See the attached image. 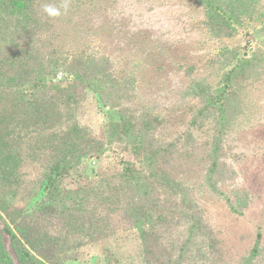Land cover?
<instances>
[{
  "label": "rangeland",
  "instance_id": "obj_1",
  "mask_svg": "<svg viewBox=\"0 0 264 264\" xmlns=\"http://www.w3.org/2000/svg\"><path fill=\"white\" fill-rule=\"evenodd\" d=\"M224 1L66 0L50 18L65 0H0V134L20 141L1 173V264H21L20 231L44 264H264V0L217 31ZM128 163L144 181L120 179ZM51 166L76 203L46 199Z\"/></svg>",
  "mask_w": 264,
  "mask_h": 264
},
{
  "label": "trees",
  "instance_id": "obj_2",
  "mask_svg": "<svg viewBox=\"0 0 264 264\" xmlns=\"http://www.w3.org/2000/svg\"><path fill=\"white\" fill-rule=\"evenodd\" d=\"M12 1H15L16 0H12ZM257 2V0H254ZM253 3V0H225L224 2L221 3V5L219 7H217L215 9V17L216 19L220 18V21H219V25L216 23V26L214 27H217V31H221L220 28V24H221V21L222 19L224 18L225 16V13L224 12H228V11H233V14L235 15H242L243 13H246V11H248V9L251 7ZM246 10V11H245ZM223 12V14H222ZM28 49V48H27ZM27 53V52H26ZM32 58L33 55H31ZM22 66V65H21ZM62 78V76H61ZM40 82L43 81L42 78L39 79ZM203 84H206L205 82L202 81ZM207 88L208 87H205L202 85V87L200 88V91L198 93H196V95H202L200 97H206L205 101H202L203 103V108L204 109H208L213 107L214 106V101L212 100V97L210 95V93L207 91ZM58 91L56 92V97H63V91H61L60 89H57ZM60 92V93H59ZM62 95V96H61ZM45 106L44 107H36L37 110L40 111V113L44 114L45 112H47V117L50 118H46L44 121H42L43 123L42 124H45V125H49V124H54L52 123L53 121V113H52V110L49 109V106L52 105L51 101H50V98H47L46 100H44V103H43ZM70 102L69 101H66L65 103V107H64V110H63V115L66 116L68 115V117H70ZM41 109V110H40ZM206 111V110H201L199 111L200 114H203V112ZM59 115L61 114H58L56 119L57 121L59 119H63L64 117H60L59 118ZM207 117V116H206ZM54 122V121H53ZM44 125V126H45ZM44 126H40L38 131L41 132L42 129L44 128ZM70 134V133H68ZM51 135V134H50ZM139 135H137L138 137ZM7 139L9 140V138L7 137ZM54 139V138H53ZM142 139V138H141ZM59 141H60V145H66L67 147H69L68 149L69 150H73L75 148L71 147L72 143L75 141V139L70 135H67V134H64V135H59ZM131 144L133 145L132 147L134 148L135 150V153H136V150H139V149H142L143 150V158L146 159V160H154L156 157H157V153H159L160 149L158 148H153L149 145H146L144 143L140 144V138L139 140L135 141L134 140H130ZM142 142V140H141ZM19 143L20 141L18 142L17 144V141L15 142V145H8V143L5 141V138L2 134H0V188H4V184L5 182V179H6V174L8 175H11V171L13 172V170L11 169V164L9 161H11L12 159L14 160L15 159V156H16V152L18 151V149H15L17 146H19ZM140 145H142V148L140 147ZM8 149H15L12 153L8 152ZM81 150H79L78 152H80ZM142 158V159H143ZM7 162V163H6ZM65 167L63 166L62 168H60L59 170H56L53 166H51L49 169H48V172L50 173L49 176H47V178L45 179L46 182H44L45 180H43L42 184L44 183V189L47 191V197L46 199L52 203L57 204V205H61L62 207H64L66 205V203H70L71 204V201H70V197L73 198V201L76 203L78 199H76V193H74V196L73 195H65V194H62L60 195L61 193V190H60V186L61 183H62V177L65 175ZM100 173H104V176L106 174V171L102 168L99 169ZM121 174H119V177L120 179L122 180H126V179H130V180H137V182H142L144 181V177L142 176V173L137 170L135 167H133V163H128L127 166L123 167L121 169ZM1 173H6V174H1ZM53 173H56V174H53ZM48 174V173H47ZM132 183V182H130ZM41 184V185H42ZM4 186V187H3ZM140 187L141 188V184L140 183H136L135 185V189H137V187ZM45 191V193H46ZM107 197H108V200L111 199L110 197H112L111 194H107ZM80 199V198H79ZM74 205V204H73ZM109 206V209L107 208V212H106V215H103L105 217V220L104 221H107V217H110L109 214L111 212V204L108 205ZM113 206V205H112ZM117 207V206H116ZM103 221V220H102ZM103 221V223H104ZM20 233L22 234V236L24 237V240L26 241V244L28 245L27 247H25V245H21V240L20 238L19 239H16L14 234L11 233V237H12V241L13 243L15 242L16 243V246H15V255L17 257V260L19 263L21 264H44L43 262H41L40 260H38L33 254H32V243H31V240L29 239V234H26L22 231H20ZM38 236H40V233L37 234ZM36 235V236H37ZM41 238V237H40ZM58 243L56 244H50V245H57ZM71 246H65L64 245V248L63 249H70ZM2 246L0 245V251L2 250ZM4 258H6L4 256ZM2 255H0V264L2 263L3 259Z\"/></svg>",
  "mask_w": 264,
  "mask_h": 264
},
{
  "label": "clouds",
  "instance_id": "obj_3",
  "mask_svg": "<svg viewBox=\"0 0 264 264\" xmlns=\"http://www.w3.org/2000/svg\"><path fill=\"white\" fill-rule=\"evenodd\" d=\"M67 10L68 4L66 0L59 7L51 3H46L43 5V12L50 18H56L61 16L62 14H66Z\"/></svg>",
  "mask_w": 264,
  "mask_h": 264
},
{
  "label": "built area",
  "instance_id": "obj_4",
  "mask_svg": "<svg viewBox=\"0 0 264 264\" xmlns=\"http://www.w3.org/2000/svg\"><path fill=\"white\" fill-rule=\"evenodd\" d=\"M59 77H61V76H59Z\"/></svg>",
  "mask_w": 264,
  "mask_h": 264
}]
</instances>
